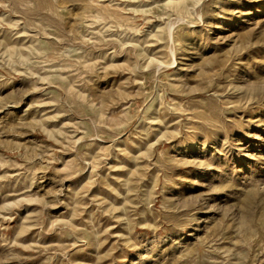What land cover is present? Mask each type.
I'll use <instances>...</instances> for the list:
<instances>
[{
  "label": "rangeland",
  "instance_id": "obj_1",
  "mask_svg": "<svg viewBox=\"0 0 264 264\" xmlns=\"http://www.w3.org/2000/svg\"><path fill=\"white\" fill-rule=\"evenodd\" d=\"M0 264H264V0H0Z\"/></svg>",
  "mask_w": 264,
  "mask_h": 264
}]
</instances>
